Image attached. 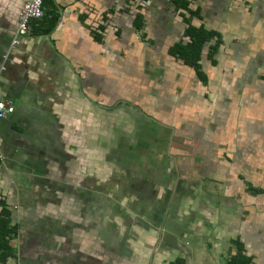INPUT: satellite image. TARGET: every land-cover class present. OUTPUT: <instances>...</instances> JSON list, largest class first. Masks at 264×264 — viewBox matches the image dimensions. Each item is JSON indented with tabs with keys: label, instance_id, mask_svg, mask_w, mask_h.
Masks as SVG:
<instances>
[{
	"label": "crops",
	"instance_id": "obj_1",
	"mask_svg": "<svg viewBox=\"0 0 264 264\" xmlns=\"http://www.w3.org/2000/svg\"><path fill=\"white\" fill-rule=\"evenodd\" d=\"M26 1L0 0L6 264H264V0H43L12 46Z\"/></svg>",
	"mask_w": 264,
	"mask_h": 264
},
{
	"label": "trees",
	"instance_id": "obj_2",
	"mask_svg": "<svg viewBox=\"0 0 264 264\" xmlns=\"http://www.w3.org/2000/svg\"><path fill=\"white\" fill-rule=\"evenodd\" d=\"M213 33L202 29L191 28L187 32L189 42L186 45L178 47L175 52L183 61L195 67H198L199 60L204 45L210 42ZM177 56V55H176ZM15 232V226L11 224V216L9 212L2 211L0 213V264H6L12 255V247L10 241Z\"/></svg>",
	"mask_w": 264,
	"mask_h": 264
},
{
	"label": "built area",
	"instance_id": "obj_3",
	"mask_svg": "<svg viewBox=\"0 0 264 264\" xmlns=\"http://www.w3.org/2000/svg\"><path fill=\"white\" fill-rule=\"evenodd\" d=\"M125 2H146L149 0H124ZM44 16L43 0H28L26 1L19 13L18 26L15 36L12 40V46L18 44L19 38L31 31L32 22L40 20ZM5 70V66H0V73ZM14 112V107L4 100H0V119H4Z\"/></svg>",
	"mask_w": 264,
	"mask_h": 264
},
{
	"label": "rangeland",
	"instance_id": "obj_4",
	"mask_svg": "<svg viewBox=\"0 0 264 264\" xmlns=\"http://www.w3.org/2000/svg\"><path fill=\"white\" fill-rule=\"evenodd\" d=\"M32 29V28H31Z\"/></svg>",
	"mask_w": 264,
	"mask_h": 264
}]
</instances>
